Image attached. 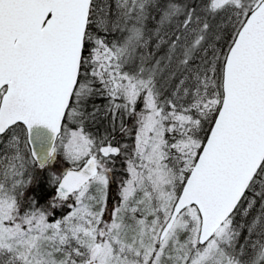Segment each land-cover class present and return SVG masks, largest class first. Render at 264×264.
Wrapping results in <instances>:
<instances>
[{"label": "snow or ice", "instance_id": "snow-or-ice-1", "mask_svg": "<svg viewBox=\"0 0 264 264\" xmlns=\"http://www.w3.org/2000/svg\"><path fill=\"white\" fill-rule=\"evenodd\" d=\"M0 264H264V0H0Z\"/></svg>", "mask_w": 264, "mask_h": 264}, {"label": "trees", "instance_id": "trees-1", "mask_svg": "<svg viewBox=\"0 0 264 264\" xmlns=\"http://www.w3.org/2000/svg\"><path fill=\"white\" fill-rule=\"evenodd\" d=\"M96 103H98V104H103V103H105V101H103V100H97ZM104 124H107V121H105ZM100 130L103 131V127H101ZM253 215H255V212H253ZM251 218H252L251 216L248 217V219H251ZM242 242H243V241H242Z\"/></svg>", "mask_w": 264, "mask_h": 264}, {"label": "rangeland", "instance_id": "rangeland-1", "mask_svg": "<svg viewBox=\"0 0 264 264\" xmlns=\"http://www.w3.org/2000/svg\"><path fill=\"white\" fill-rule=\"evenodd\" d=\"M251 239H252V240H256L257 237H256V236H252Z\"/></svg>", "mask_w": 264, "mask_h": 264}]
</instances>
